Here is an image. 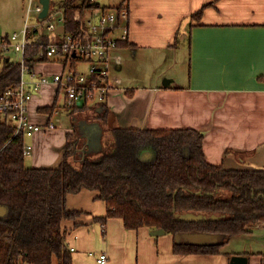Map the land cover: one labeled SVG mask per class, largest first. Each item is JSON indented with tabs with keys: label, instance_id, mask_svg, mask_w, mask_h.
<instances>
[{
	"label": "crops",
	"instance_id": "0c3cea01",
	"mask_svg": "<svg viewBox=\"0 0 264 264\" xmlns=\"http://www.w3.org/2000/svg\"><path fill=\"white\" fill-rule=\"evenodd\" d=\"M28 1L12 0L13 31L23 26ZM58 1L49 0L48 7L64 14ZM116 1L121 4L123 0ZM126 3L130 11L129 37L120 41L108 56L109 90L104 102L109 110L108 126L193 128L204 135L203 152L209 163L226 168H264V0H126ZM205 3L209 5L203 8L198 20L194 19L192 14ZM97 5L110 8L100 0ZM36 17L29 20L32 22ZM59 27L62 29L58 30ZM57 32L42 29L32 39L38 46L57 40L66 33L64 22ZM2 55L6 61L20 64L18 54L2 52ZM154 63L167 67L161 75L166 76L161 84L156 70L145 72L144 67ZM67 66L59 55L38 59L33 65L35 78L46 76L48 81L34 91L27 104L30 122L47 124L62 111L70 114L71 108L59 99L52 79ZM79 67L87 70L86 65ZM49 89L51 96L45 99V91ZM53 104L51 114L40 110ZM96 105L87 106L74 116L97 115ZM74 119L86 125L94 122ZM71 123L60 122L53 129L24 136V144L32 146L25 163L32 167L58 166L66 133L72 130ZM138 157L151 161L154 151L142 147ZM95 196L94 191L86 189L67 196L69 209L86 212L62 223L72 264H101L97 261L101 253L107 256L104 264H230V256L234 254L246 256L247 264H264V235L254 236L261 242L258 250L223 248L233 236L216 254H176L172 234L152 235L145 226L128 230L119 217L108 218L102 231L101 223L94 217L103 215L106 208ZM263 228L260 223L253 224L244 235ZM178 239L187 240L185 235Z\"/></svg>",
	"mask_w": 264,
	"mask_h": 264
},
{
	"label": "trees",
	"instance_id": "16d2710c",
	"mask_svg": "<svg viewBox=\"0 0 264 264\" xmlns=\"http://www.w3.org/2000/svg\"><path fill=\"white\" fill-rule=\"evenodd\" d=\"M207 5L192 17L198 20ZM58 6L66 32L77 34L83 11L93 4L59 0ZM37 48L35 40L27 49L30 68L38 61ZM19 77L20 64L6 61L0 51V96L15 87ZM96 107L97 120L88 125L74 119L86 107L69 110L72 130L66 133L56 167L28 166L23 133L15 134L8 114L0 112V206L8 211L0 217V264H52L54 258L57 264H72L62 223L86 213L66 204L69 194L83 189L94 191L105 204V213L94 217L96 221L105 225L108 218L119 217L128 230L163 229L173 235L176 254L219 253L231 237L264 220V168L209 163L199 130L111 127L106 104ZM53 108L40 110L51 114ZM142 147L154 151L151 161L139 159ZM190 234H206L212 240L179 241L178 236Z\"/></svg>",
	"mask_w": 264,
	"mask_h": 264
},
{
	"label": "built area",
	"instance_id": "2783aa9c",
	"mask_svg": "<svg viewBox=\"0 0 264 264\" xmlns=\"http://www.w3.org/2000/svg\"><path fill=\"white\" fill-rule=\"evenodd\" d=\"M88 1L93 6L86 7L83 11L80 33H63L57 40L39 44L35 53V58L39 60L59 55L68 63L66 70L55 73L52 79L57 85L58 95L63 93V105L69 108H85L106 101L109 90L106 82L109 71L108 56L120 41H126L129 37L130 11L126 1L113 9L97 5L98 0ZM28 3L27 16L20 30L9 34L0 32V51L20 56L19 81L15 87L7 88L0 96V112L8 114L15 126V134L22 132L24 136L30 137L36 131L53 129L57 125L54 122L34 124L27 118L28 102L34 91L46 83L48 78H35L32 68L26 64L25 55L30 42L35 40L32 38L42 29L58 34L57 28L63 24L64 14L48 7L44 18L37 16L31 22L29 19L33 17V12L38 15L42 11V4L32 3V0ZM71 63L75 64L72 66ZM80 65H86L87 70L82 71ZM31 148L30 144L25 143L23 154L29 155ZM260 224L264 226V220ZM101 226L104 231L105 226ZM106 260L105 253L99 254V263L104 264Z\"/></svg>",
	"mask_w": 264,
	"mask_h": 264
},
{
	"label": "rangeland",
	"instance_id": "374dc122",
	"mask_svg": "<svg viewBox=\"0 0 264 264\" xmlns=\"http://www.w3.org/2000/svg\"><path fill=\"white\" fill-rule=\"evenodd\" d=\"M100 1L102 3H105L106 5H109L110 9L116 8L119 5L124 4V1H122L121 4H119L120 1H116V0H100ZM32 2L36 4L37 2H39V0H34ZM12 8H13L12 0H0V32H3V31L11 32L15 29L14 27L15 24L13 23V20H12V12H11ZM36 16L37 14L33 12V17H36ZM144 69H145V72L147 73L156 70L157 76L160 78V84L162 83L163 78H166V76L162 77L161 75H163V70L167 71V67L163 66L160 63H154L153 65H148L144 67ZM27 77L28 76H26V78ZM133 78H134V74L131 72L129 75V79L132 80ZM151 79H152V76H151ZM46 96L47 97L51 96V89H49L47 93L45 91V99L47 98ZM59 97H60L59 99H62L61 101H63L62 92L59 94ZM76 117L84 118L89 121L97 120L96 114H91V113L89 114L83 113L82 115H77ZM72 118L73 116L71 114H69L68 112L62 111L59 115H55L51 120L56 125H58L60 122L62 124L69 125V123H71L70 121ZM28 156H25V161L27 160ZM0 208H1L0 217H5L6 214L8 213L7 208L5 206H0ZM213 215L217 216V214H213ZM198 216L200 215H197V214L195 215V217H198ZM257 235H264V228L256 229L250 235L241 234V235L235 236L223 248H228L233 251H241L244 249L258 250L262 246L260 245L261 242H258L254 237ZM52 264H57L55 258L53 259Z\"/></svg>",
	"mask_w": 264,
	"mask_h": 264
},
{
	"label": "water",
	"instance_id": "95a60500",
	"mask_svg": "<svg viewBox=\"0 0 264 264\" xmlns=\"http://www.w3.org/2000/svg\"><path fill=\"white\" fill-rule=\"evenodd\" d=\"M39 2L42 4V11L39 13V17L44 18L48 12L49 0H39ZM61 29L62 28L59 27L58 30ZM150 233L152 235H161L164 234L165 231L163 229H155L152 230ZM186 238L188 241L197 244L206 243L212 240V237L206 234H190V235H186ZM230 264H247V257L240 254H234L230 256Z\"/></svg>",
	"mask_w": 264,
	"mask_h": 264
}]
</instances>
